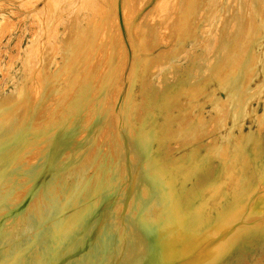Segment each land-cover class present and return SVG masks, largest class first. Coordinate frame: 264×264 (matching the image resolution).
Returning a JSON list of instances; mask_svg holds the SVG:
<instances>
[{
	"label": "rangeland",
	"instance_id": "rangeland-1",
	"mask_svg": "<svg viewBox=\"0 0 264 264\" xmlns=\"http://www.w3.org/2000/svg\"><path fill=\"white\" fill-rule=\"evenodd\" d=\"M180 3L0 0V123L18 122L13 134L0 133V155L11 143L8 168H0L10 177L1 189L10 204L0 209V264L33 249L32 239L17 249L11 240L18 216L39 208L45 190L58 210L46 222L39 264H112L133 246L124 264H150L152 249L164 264H184L194 247L179 246L185 252L171 260L163 251L183 231L211 244L213 264H264V235L254 230L264 227V0H201L192 33L175 39L169 20ZM71 15L82 21L83 46L67 28ZM111 31L124 42L103 77ZM247 66L255 68L245 77L252 98L237 114L229 80ZM19 89L4 113L1 102ZM95 120H110L118 134L102 125L86 137ZM224 145L227 152L215 150ZM50 159L54 179L34 189L30 177ZM246 177L245 195L229 210L224 203Z\"/></svg>",
	"mask_w": 264,
	"mask_h": 264
},
{
	"label": "bare ground",
	"instance_id": "bare-ground-1",
	"mask_svg": "<svg viewBox=\"0 0 264 264\" xmlns=\"http://www.w3.org/2000/svg\"><path fill=\"white\" fill-rule=\"evenodd\" d=\"M200 1L201 0H185V3L183 5V7H182L183 9L181 8V3L177 4V15L174 16L173 20L172 19L169 20V22H172V21L175 22L174 25H170V26H173L172 27L173 29H177V32H176V35H175V39L176 38L180 39L181 37L189 36L192 33L189 30L190 29H194L196 24L200 20V14L196 12L197 6H198ZM145 2H147V0H145ZM203 3H205V2H203ZM125 4L128 5V1H125ZM158 4H160V3H158ZM159 7L160 6H158L156 4L155 8L152 9L149 12V14L153 13V11L157 12L156 8H159ZM126 13H127V11H126ZM117 15H118V13H117ZM218 15L219 14H217V16ZM117 19L119 21V18H116V21H117ZM68 26L69 27H67V28L72 31L73 36H74V38L77 41V44L83 46L84 42H85V35L83 34L82 21H81V19H79V16L78 15L72 16ZM116 32L118 33V31H116ZM130 33L134 37L135 36H142V35H139L136 32L133 33L132 29H131ZM105 34H107V32H105ZM108 35H109L108 43L105 44V48L107 49L108 53H106L107 54V60H106V65L104 66L103 77L106 75L107 70H109L110 63H111L113 57L116 56V54H117L116 51H115L116 50L115 45L116 44L123 45V42H124L123 39H122L123 34L120 33V32H119V34L117 36L112 31ZM50 47L51 46H49V49H50ZM122 49H123V53H125L124 46H123ZM165 50H167V48ZM52 54H54V53H52ZM66 55H68V54H66ZM67 58H69V56ZM249 59L251 60L252 58L249 57ZM64 61H63V63H64ZM167 61L171 62V57L170 56L166 57V62ZM252 69H255L254 66L253 67L247 66V67H243V68L240 67V68L236 69L234 71V73L230 76V77H232V76L235 77L234 79L229 80V84L231 86V99H232V102H233L232 103V110L235 113H237V114H240V113H242L244 111L247 103L252 98V93L250 91L251 86H248L247 80H245V77L251 75ZM48 72H49V70H48ZM254 73L255 72H253V74ZM103 82H104V80L102 79V87H103ZM15 92H17L16 95L7 96L1 102V105L3 106V109H4V111H3L4 113H6L7 110L12 109V107H14V103L13 102H15V101L20 99V97L24 93V90L19 89V90L15 91ZM222 107L225 108V105L223 104ZM158 108H161V107H158ZM199 118H200V120H203L202 116H200ZM14 119H16V117H14L13 120ZM2 120H7V118H2ZM16 124H18V122L12 123L11 126H6V125L0 123V133L5 134V133L10 132L11 134H13L14 132L12 130L14 129ZM102 125H104L105 127H108V131H107L108 134H111L112 132H115L116 134H118V128L117 129L113 128V130L111 129L112 123H111L110 120H103L102 122H100L99 120H95L93 122L92 128L89 129L88 133L87 132L85 133L87 135L86 137L90 138L92 136H97V135L101 134L103 132V130H104L101 127ZM243 132L244 131H242V133L240 134V136L242 138L239 139V142H238L239 144H241L242 143V139H244L246 137V135H244L245 133L243 134ZM6 135H8V134H6ZM11 139L15 140L16 138H14V139L10 138V140ZM7 140H9V139H7ZM7 140H4V146L2 147V150H1L3 152L0 155V168L7 167L8 164L10 163V161H9L10 157H9V154H8V152H9L8 150L10 149V144L11 143L9 141H7ZM17 140H18V138H17ZM185 140H186V138H185ZM226 148H227L226 145H224L222 147H218L217 146V149L215 147V150L220 151V152L221 151L227 152ZM199 149H200V147L197 146L195 151H194V153H192L193 154L192 167H193V165L196 162V160L194 158L199 157V154H197V151ZM208 152H211L210 149H207V153H206L207 155L206 156H208V155L210 156V154ZM15 155L18 156L17 153H15ZM223 155L225 156L224 153H223ZM31 162L32 161L29 162L28 166H31V167L33 166L34 167L35 163L32 162L33 164H31ZM54 163H55V161L50 159L45 165L42 166L41 170H39L36 173V177H34V175L32 177H30L31 180H32V186H33L34 189H38L39 187H43L45 184L50 183L54 179V167H55ZM5 174H6L5 172H4L3 175L0 174V209L3 208V207H6L8 204H10V200H8V198L6 197V194L1 191V189L3 188V183L8 182V180L10 179V177L5 175ZM82 178H83V182H85L86 178L84 176ZM246 179H247V185L244 188H242V189L236 190L234 195H233V197L231 199L227 200L224 203L225 205L228 204L229 210L233 209L234 206H237L236 205L237 204L236 201L239 200L242 196L245 195V193L247 191V188L249 186V182H250V180L247 177H246ZM87 182H88V179L86 180V183ZM261 182L264 184V175L261 176ZM33 195H34V193H33ZM160 195L161 194H160V192L158 190H155L152 193V196H155L156 198H159ZM42 198H44V199L40 200V202L38 203V205L40 206L39 208H36L35 211L33 209V210L29 211V212L27 211L25 213H21L18 216V219L20 218V220L18 221L19 225L17 227H15L14 229H16L17 231H20V232L18 234L14 235V237L11 240L12 244L14 246H16L15 249H17V247L19 245H22L23 243L31 241V239H32V243H34V244L31 246V248H33V249L28 251V253H26V254L20 256L19 258H17L19 260V262L17 264H39V261L41 260L40 259V255L43 252L42 250L44 249V248H41V247L43 246V244L47 243L45 241V237L49 236L48 233H47V226H46L47 223L46 222L53 215H56L57 214V210H58V208H57L58 207V203L50 199V197L47 194L46 190L44 191V193L42 195ZM230 205H232V206H230ZM224 206L221 203V205L216 209L217 210V214H220V216H219L220 219H222V216L226 213V209L224 208ZM210 208H211V206H210ZM208 211H211V209L208 210ZM257 211H258L257 209H255V208L253 209V212H257ZM101 212H104V210H102ZM260 212L264 213V209H263V211H260ZM168 214H171V212L167 213V215H166L167 217H169ZM92 217L96 218V216H92ZM172 220L173 219H170L169 221H167L169 226L173 225V222H171ZM91 223H93V222H91ZM256 224L257 223H255L254 225H256ZM92 226H91V228L88 229V231H91V233H94V235H95L96 231L92 230L93 229ZM251 226H253V225H251ZM254 230L259 232V235H261V234L264 235V227H261L260 225H257L256 228H254ZM149 236L150 235H148L146 233H143L144 241H148L149 240ZM181 238H182V241H181ZM166 243H168L166 245V250L163 249V251L166 252V259L167 260H171L174 257L179 258V256L177 254L185 252L184 250L180 249L179 246H183V247L191 246L192 248L193 247L195 248V252H192L191 254L188 253L186 256H183V258H181V260H178V261L184 262V264H213L212 260L210 259L211 256H212V253H213V248H212L211 244L210 243H208V244L200 243V242L195 244L193 241H190V236L188 234H185V231L179 232V233H175L174 237H172V240L168 239ZM97 245H99V244L97 243ZM138 250L139 249L136 246L125 248V250L120 255H118L117 257H114L112 264H124L125 261L127 260V258L129 257V255H131L134 252H137ZM159 252H160V255H159ZM150 253H151V255H150V264H164V263H162V254H163L162 250L159 251V249H158V250L155 251L154 249H152L150 251Z\"/></svg>",
	"mask_w": 264,
	"mask_h": 264
}]
</instances>
